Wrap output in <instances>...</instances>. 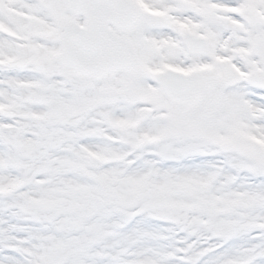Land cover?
I'll use <instances>...</instances> for the list:
<instances>
[{
  "label": "snow or ice",
  "instance_id": "1",
  "mask_svg": "<svg viewBox=\"0 0 264 264\" xmlns=\"http://www.w3.org/2000/svg\"><path fill=\"white\" fill-rule=\"evenodd\" d=\"M0 264H264V0H0Z\"/></svg>",
  "mask_w": 264,
  "mask_h": 264
}]
</instances>
